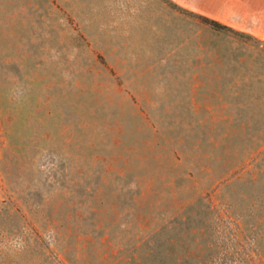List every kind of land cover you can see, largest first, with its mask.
<instances>
[{
  "label": "rangeland",
  "instance_id": "rangeland-1",
  "mask_svg": "<svg viewBox=\"0 0 264 264\" xmlns=\"http://www.w3.org/2000/svg\"><path fill=\"white\" fill-rule=\"evenodd\" d=\"M0 264H264V0H0Z\"/></svg>",
  "mask_w": 264,
  "mask_h": 264
},
{
  "label": "trees",
  "instance_id": "trees-1",
  "mask_svg": "<svg viewBox=\"0 0 264 264\" xmlns=\"http://www.w3.org/2000/svg\"><path fill=\"white\" fill-rule=\"evenodd\" d=\"M204 22L216 30H232V28L216 19H212L209 17L204 18Z\"/></svg>",
  "mask_w": 264,
  "mask_h": 264
}]
</instances>
